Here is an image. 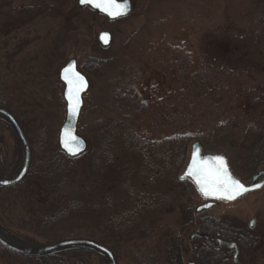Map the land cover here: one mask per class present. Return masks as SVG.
<instances>
[{
	"label": "rangeland",
	"instance_id": "obj_1",
	"mask_svg": "<svg viewBox=\"0 0 264 264\" xmlns=\"http://www.w3.org/2000/svg\"><path fill=\"white\" fill-rule=\"evenodd\" d=\"M77 1L0 0V14L4 9L18 10L23 19H30L6 39V48L1 51L4 57H9L21 43L26 44L11 59L6 71V93L14 107L24 110L26 104L31 106L37 118L36 126L42 127H37V132L41 136L46 133L47 151L66 155L59 146L60 128L66 116L65 88L59 74L74 58L90 82L78 125V134L89 145L85 158L90 157V150L98 144V124L117 117L120 107L125 106L119 105L118 94L130 92L136 104L127 115L140 136L157 141L189 133L190 145L199 142L205 153L225 154L235 173L248 178L251 172L240 166L238 151L239 140L246 133L264 128V24L261 22L264 0H133L131 16L116 21L96 15L88 8H78ZM3 5L6 8L2 9ZM102 31L112 34V44L107 48L98 43ZM8 57L4 58L5 63ZM92 57L111 60L112 65L104 74L89 73L83 66ZM126 100L120 99L122 104ZM15 137L13 131L0 123V144L7 158L8 177L22 164L21 147ZM232 144L236 148L232 154L221 148H233ZM79 157L68 161L65 158L68 165L76 168L77 176L74 185L65 193L58 192V197L84 190L90 194L96 185H101V174H92L89 158L86 167ZM121 161V171L117 172L120 184L112 189L115 198L122 194L119 187L141 182L128 163L130 157L122 156ZM184 184L196 203L199 194L193 184L189 181ZM19 200L13 198L11 202L15 203L7 210L11 222L6 220L0 202V222L26 241L45 245L88 234L105 240L91 218L58 224L44 236L36 233L35 222L40 215L35 211L38 210L23 203L28 201ZM187 201L188 197L184 196L182 202ZM180 220L179 209L163 219L170 230L178 228V231ZM114 247L119 264H139L138 253L156 248L150 240ZM77 255L87 264L104 261L87 251ZM32 263L0 248V264Z\"/></svg>",
	"mask_w": 264,
	"mask_h": 264
},
{
	"label": "trees",
	"instance_id": "obj_2",
	"mask_svg": "<svg viewBox=\"0 0 264 264\" xmlns=\"http://www.w3.org/2000/svg\"><path fill=\"white\" fill-rule=\"evenodd\" d=\"M4 7L6 8L3 5L2 9ZM0 15L2 16L0 19V106L8 108L18 117L33 148V166L27 179L12 189H0V202L3 203L6 220L11 222L7 210H10L15 203L11 202L12 199L15 198L18 201L21 199L28 201L23 203L32 204L38 210L35 213L40 217L36 219L35 223L38 226L34 229L36 233H41L43 236L58 224L73 221V219L82 221L91 218L93 226L98 232L104 234L106 241L96 237L95 234L84 235V238L97 240L110 247L116 254L117 250L114 246L118 244L128 246L138 241L150 240L156 248L154 252L146 249L138 253L143 254L136 255L139 264H183L178 228L170 230L163 219L165 215L177 209L182 214V210L190 206L189 192L186 191L185 184L178 179L188 158L189 145L192 141L190 134H175L157 141L143 138L135 130L133 122L130 121L131 117L127 115L136 104L135 98L130 92L124 95L119 93L117 97L119 105L125 106L120 107L117 117L110 119L107 123L101 121L98 124L96 131L98 144L90 150V157L85 158L87 153L79 157L81 164L86 167L89 158L92 174L94 175V172L101 174L99 175L102 177L101 185H96L90 194L84 190L77 193L71 192L67 197H58V192L65 193L67 188L74 185L73 180L77 176L76 168L66 163V160L71 158L66 155L64 157L63 153L52 154L47 151L46 133L43 132L44 135L41 136V132H37V127L40 126H36L37 118L31 106L26 104L24 110L14 107L6 93V71L12 63L11 59L21 53L26 44L21 43L17 47V52L9 57L7 55L4 57L1 51L6 48L9 36L30 19H23L18 10L9 12L4 9ZM261 22L264 24V15ZM6 57L9 59L5 63ZM109 61L92 57L87 59L83 67L89 73L104 74L112 65L111 60ZM120 99L128 100L122 104ZM0 123L10 129L2 118ZM38 135L40 138L37 137ZM239 141L241 145L238 153L241 156L238 159L241 160L240 166L246 172L254 171L264 164V128L255 133H246V136ZM232 145L233 148L225 146L221 148L228 154H232L236 152L235 145ZM125 155L130 157L128 163L132 164V169L136 172L135 177H138L141 182L127 188L119 187L122 194H118L120 198H115L112 189L116 188L117 183L120 184L117 172L121 171L119 164L122 162L121 157ZM6 160V154L0 144V178L10 176L6 171ZM90 180L93 181L92 178ZM163 181H167L164 188ZM184 196L188 197L187 202H182ZM181 222L182 216L179 230ZM0 228L20 241L31 243L12 233L1 222ZM109 241L114 244L111 245ZM80 251L87 250H69L41 258L26 259L32 261V264H87L85 259L77 255ZM87 252L102 257L103 264H108L103 255L92 251Z\"/></svg>",
	"mask_w": 264,
	"mask_h": 264
},
{
	"label": "water",
	"instance_id": "obj_3",
	"mask_svg": "<svg viewBox=\"0 0 264 264\" xmlns=\"http://www.w3.org/2000/svg\"><path fill=\"white\" fill-rule=\"evenodd\" d=\"M97 3L100 4V7L95 6ZM77 5L80 8L89 7L109 20L127 18L131 16L134 8L132 0H87L85 3H81L78 0ZM98 41L103 47H109L112 44L111 33L102 31L98 35ZM69 68L71 74H78L79 77L83 78L80 81L82 86L79 93L71 99L69 96L73 85H69L65 79V69ZM59 78L65 88L63 97L66 102V116L60 129L59 146L68 157L77 158L88 149L86 140L77 133V128L84 107V96L90 89V83L86 75L79 70L76 59H71L66 63L60 70ZM0 118L5 120L13 130L22 152V164L19 170L11 177L0 178V189H11L22 184L28 177L33 163V151L28 136L17 116L11 110L0 106ZM217 157L223 158L226 167L225 175L226 177H230L228 180V191L223 189L217 190L213 183L217 167L220 164V161L215 159ZM197 169L201 170L203 175H198ZM262 174L263 172L259 173L254 177L253 181L258 180ZM186 180L191 181L201 198L207 201H233L248 191H252V187H247L234 175L225 154L204 153L203 148L198 142L190 146L188 161L179 176V181L183 182ZM232 181H239L244 187L236 190L232 187ZM228 195H232L234 198L226 199L225 197ZM209 207H211V204L204 208L208 209ZM221 245L230 247L229 244L224 242H221ZM0 248L12 254L28 258H41L69 250H88L105 256L108 264H119L116 254L110 247L97 240L84 237L66 238L45 245L31 244L12 237L0 228Z\"/></svg>",
	"mask_w": 264,
	"mask_h": 264
},
{
	"label": "flooded vegetation",
	"instance_id": "obj_4",
	"mask_svg": "<svg viewBox=\"0 0 264 264\" xmlns=\"http://www.w3.org/2000/svg\"><path fill=\"white\" fill-rule=\"evenodd\" d=\"M250 172L245 179L234 171L252 191L233 201L189 198L179 230L183 264H264V164Z\"/></svg>",
	"mask_w": 264,
	"mask_h": 264
},
{
	"label": "snow or ice",
	"instance_id": "obj_5",
	"mask_svg": "<svg viewBox=\"0 0 264 264\" xmlns=\"http://www.w3.org/2000/svg\"><path fill=\"white\" fill-rule=\"evenodd\" d=\"M81 3H85L87 2V0H80ZM96 7H100V4L97 3L95 5ZM65 79L67 81V83L69 85H73V88L70 91V96L69 98H73L75 97L76 94L79 93L80 88H81V83L80 81H82V77H79L78 74H71L70 68L69 69H65ZM73 155H75V153H73ZM218 161H220V164L217 167L216 173H215V177L213 180V183L216 186L217 190L223 189L225 191L229 190V185H228V180L230 179V177H226V167L224 165L223 162V158L222 157H217L215 158ZM197 174L198 175H203V172L199 169H197ZM232 187L236 190L243 188L244 186L242 184L239 183V181H232ZM207 194V193H205ZM226 199H233L234 197L232 195H228L225 197Z\"/></svg>",
	"mask_w": 264,
	"mask_h": 264
}]
</instances>
